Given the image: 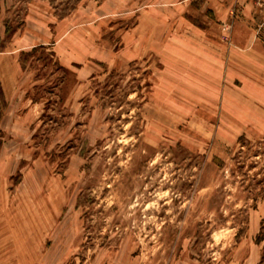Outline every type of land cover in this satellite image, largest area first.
<instances>
[{"label": "rangeland", "instance_id": "1", "mask_svg": "<svg viewBox=\"0 0 264 264\" xmlns=\"http://www.w3.org/2000/svg\"><path fill=\"white\" fill-rule=\"evenodd\" d=\"M233 1L0 0V264H264V25Z\"/></svg>", "mask_w": 264, "mask_h": 264}, {"label": "crops", "instance_id": "2", "mask_svg": "<svg viewBox=\"0 0 264 264\" xmlns=\"http://www.w3.org/2000/svg\"><path fill=\"white\" fill-rule=\"evenodd\" d=\"M231 6L236 8V17L234 18L235 23L237 18H240L247 24H253L256 22L259 27L264 25V0H234ZM238 11L242 13L243 16H239ZM242 29L244 30V28ZM243 32L245 33L242 35V38L247 41L245 46H248L249 41L258 40L260 38L259 31L255 32L251 30H244ZM213 56L214 58L212 59L211 64L218 72L221 70L227 71V69L232 65L227 52L215 53Z\"/></svg>", "mask_w": 264, "mask_h": 264}, {"label": "trees", "instance_id": "3", "mask_svg": "<svg viewBox=\"0 0 264 264\" xmlns=\"http://www.w3.org/2000/svg\"><path fill=\"white\" fill-rule=\"evenodd\" d=\"M46 50H48V46L40 44L37 45L35 47H33V49L30 51L31 54L37 53L38 51H41L42 53L45 52ZM52 53H50L52 56L55 55L54 51H51ZM22 61V60H21ZM59 64V61H58ZM257 240L259 242L264 241V224L261 226L259 234L257 236Z\"/></svg>", "mask_w": 264, "mask_h": 264}]
</instances>
